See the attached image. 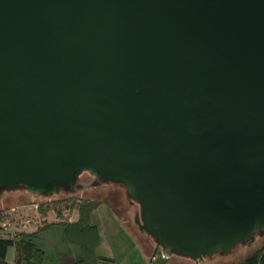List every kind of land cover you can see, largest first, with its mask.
Instances as JSON below:
<instances>
[{"label": "water", "instance_id": "obj_1", "mask_svg": "<svg viewBox=\"0 0 264 264\" xmlns=\"http://www.w3.org/2000/svg\"><path fill=\"white\" fill-rule=\"evenodd\" d=\"M110 185L166 258L264 235V0H0V195Z\"/></svg>", "mask_w": 264, "mask_h": 264}, {"label": "rangeland", "instance_id": "obj_2", "mask_svg": "<svg viewBox=\"0 0 264 264\" xmlns=\"http://www.w3.org/2000/svg\"><path fill=\"white\" fill-rule=\"evenodd\" d=\"M70 194L100 201V205L93 213L91 220L99 227L104 249L114 252L120 262L123 259L122 257L125 258L128 255L125 264L138 263L139 256H142V253L146 250L148 253L144 258L146 259L145 262H149L153 253H155L154 251H156L157 245L151 236L137 229L134 223V213L138 207L125 202V195L121 188L110 185L100 188H82L81 191L77 192L63 190L55 197L67 199L71 197ZM53 205L48 198L31 194L24 189L3 190L0 195V210H5L3 213L5 218L0 221V230L3 234L32 231L37 230L44 222H49V219H42L46 218L45 216H49L50 220H59ZM59 206L64 207L61 216L63 220L71 221L78 214L76 208L65 207V204ZM42 208H46V210L43 211ZM263 240L264 238L261 237L250 246H243L229 255L219 254L218 256L227 258L228 264H235L250 249L260 245ZM38 242L47 252V264H51V258L61 255L66 256L67 254L62 247L69 246V244L64 237L63 227L59 225L43 232ZM58 250H63L65 253H58ZM10 252L13 254L12 250ZM208 259L210 258L207 257L203 261Z\"/></svg>", "mask_w": 264, "mask_h": 264}, {"label": "trees", "instance_id": "obj_3", "mask_svg": "<svg viewBox=\"0 0 264 264\" xmlns=\"http://www.w3.org/2000/svg\"><path fill=\"white\" fill-rule=\"evenodd\" d=\"M61 189L65 190L64 187H61ZM55 195L51 197H46L44 195L38 196L46 197L54 204L53 209L59 217L58 221L44 222L37 228V230L32 232L18 231L12 234H3L0 230V264H44L46 253L38 241L41 234L55 224L63 227L64 236L67 242L71 245L79 247L81 251V257L73 264H114L113 259L99 255L97 252L99 246L101 245V234L99 227L92 222L91 218L93 213L99 207L100 201H97L96 199L73 196V194H70L71 197L67 199L56 198ZM60 204H65V207H69L71 209L76 208L78 211V218L71 221L63 220L61 216L63 214L62 210L64 207L62 208V206H59ZM47 209L49 210L50 207ZM44 210H46V208L43 209V211ZM4 212L5 210H0V221L5 218L3 214ZM261 237L264 238V235H257L254 242H256L259 238L261 239ZM10 247H14L13 261H9L7 259ZM173 256L176 255H172L170 257ZM170 257L166 258L161 255L158 257V260L165 261ZM238 264H264V240L261 241L260 245H257V247L250 249L238 262Z\"/></svg>", "mask_w": 264, "mask_h": 264}, {"label": "crops", "instance_id": "obj_4", "mask_svg": "<svg viewBox=\"0 0 264 264\" xmlns=\"http://www.w3.org/2000/svg\"><path fill=\"white\" fill-rule=\"evenodd\" d=\"M45 217L46 218H42V219L43 220L49 219L48 220L49 222L58 221L55 219L50 220V218H48L49 216H45ZM77 218H78V214H76V217L73 220H76ZM55 225L58 226L57 224H55ZM55 225H52L46 231L53 228V226H55ZM59 226H61V225H59ZM32 231H35V230H32ZM32 231H29V232H32ZM46 231H44V232H46ZM100 234H101V232H100ZM62 249L67 253L66 256L61 255V256H56L54 258H51L52 259V260H50L51 264H73L77 259H79L81 257V251H80L79 247H77V246L69 244V246H64V247H62ZM11 250L13 251V254H11V252H10ZM63 250H58L57 252L58 253H65ZM97 252L99 255L113 259L114 264H125V260L128 257V255H126L125 258L122 257L123 259L120 262L118 260V256L114 252H110L107 249L103 248L102 236H101V245L99 246ZM45 253H46V258H45L44 264H47L48 263V255H47L46 251H45ZM147 253L148 252L145 250V252L142 253V256H139V260H138L139 262L135 263V264H149V262H150V264H196V263L191 262L189 259L185 260L181 256H173V257H170L169 259H167L165 261H160V260H158V258L153 259L154 254L151 256V259L149 260V262H145L146 259L144 257L147 256ZM159 256H161V255H159ZM7 259L9 261L14 260V247L9 248L8 254H7ZM147 260H148V258H147ZM228 262L229 261L227 260V258L222 257V256H216L213 259H208V260H204V261L202 260L200 262H197V264H228ZM238 262L239 261H237L235 264H238Z\"/></svg>", "mask_w": 264, "mask_h": 264}, {"label": "flooded vegetation", "instance_id": "obj_5", "mask_svg": "<svg viewBox=\"0 0 264 264\" xmlns=\"http://www.w3.org/2000/svg\"><path fill=\"white\" fill-rule=\"evenodd\" d=\"M88 175V176H90V178H91V180L89 181V182H91V181H93L94 179H95V176L93 175V174H90V173H88V172H82V173H80V175ZM80 175H79V177H80ZM78 181L80 182V179L78 178ZM88 183V182H87ZM121 184V183H120ZM73 191H75V189L73 190ZM158 252V251H157Z\"/></svg>", "mask_w": 264, "mask_h": 264}, {"label": "built area", "instance_id": "obj_6", "mask_svg": "<svg viewBox=\"0 0 264 264\" xmlns=\"http://www.w3.org/2000/svg\"><path fill=\"white\" fill-rule=\"evenodd\" d=\"M159 255H161L160 252H155L154 256H153V259H156Z\"/></svg>", "mask_w": 264, "mask_h": 264}]
</instances>
